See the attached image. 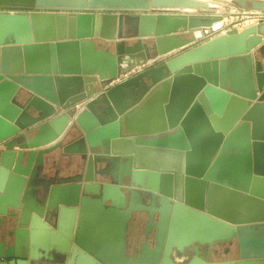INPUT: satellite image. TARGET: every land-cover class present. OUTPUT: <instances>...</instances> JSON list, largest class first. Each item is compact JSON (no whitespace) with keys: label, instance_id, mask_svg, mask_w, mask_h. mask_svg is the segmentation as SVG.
<instances>
[{"label":"water","instance_id":"95a60500","mask_svg":"<svg viewBox=\"0 0 264 264\" xmlns=\"http://www.w3.org/2000/svg\"><path fill=\"white\" fill-rule=\"evenodd\" d=\"M208 8L0 0V264H44L37 242L52 264H178L217 243L239 259L210 264H264V24L189 48L221 18L183 11ZM57 152L79 175L49 179ZM91 211L114 225L105 248Z\"/></svg>","mask_w":264,"mask_h":264},{"label":"crops","instance_id":"0c3cea01","mask_svg":"<svg viewBox=\"0 0 264 264\" xmlns=\"http://www.w3.org/2000/svg\"><path fill=\"white\" fill-rule=\"evenodd\" d=\"M184 38L194 39L195 36L193 32H188L182 35ZM134 42H128L129 45L133 44ZM203 43H196L192 44L189 48H194ZM83 105V104H82ZM82 105L77 106L80 110ZM56 156V165L49 164L46 166V170L44 173L51 178H65L71 176H77L80 173V170L76 166H70L69 164H74L79 162V158L75 155H70L67 157L60 158V154L57 152ZM35 204V203H34ZM114 238V225L111 224L109 221L105 220L101 213L96 211H91L90 217L87 220L86 225V239L87 242L93 243L94 246L97 248H105L108 243L113 242ZM38 252L46 259L44 264H52L49 261L53 260V256L49 254V252H43L44 244L42 242H37ZM9 244L4 243L3 250L6 252L9 249Z\"/></svg>","mask_w":264,"mask_h":264},{"label":"built area","instance_id":"2783aa9c","mask_svg":"<svg viewBox=\"0 0 264 264\" xmlns=\"http://www.w3.org/2000/svg\"><path fill=\"white\" fill-rule=\"evenodd\" d=\"M229 3L226 5L219 6L218 10H216L212 14L202 15L199 13V10H187L184 11L185 14H189L191 16H202V17H213V18H221L220 26L218 29H214V27L202 28L198 31H201V35H197V31H194L193 34L195 36V41L204 40L210 35L217 33H228L232 30H237L239 32L244 31L246 29L259 26L264 24V11L254 10V9H246L240 6L233 4L232 0H228ZM233 2V3H232ZM148 68L147 65H142L136 68L133 72L128 75L121 76L112 85H117L126 81L138 74L142 73L144 70Z\"/></svg>","mask_w":264,"mask_h":264},{"label":"flooded vegetation","instance_id":"af4514ba","mask_svg":"<svg viewBox=\"0 0 264 264\" xmlns=\"http://www.w3.org/2000/svg\"><path fill=\"white\" fill-rule=\"evenodd\" d=\"M230 249L228 243H217L214 246L210 244L195 245L183 250L175 249L171 259L178 264H191L195 259L205 264L224 262L214 260L223 254L227 255Z\"/></svg>","mask_w":264,"mask_h":264},{"label":"rangeland","instance_id":"374dc122","mask_svg":"<svg viewBox=\"0 0 264 264\" xmlns=\"http://www.w3.org/2000/svg\"><path fill=\"white\" fill-rule=\"evenodd\" d=\"M197 1H200V2L207 3V4H210L211 5V8H208V9H191V10H199V13H201L204 16H205V14H212L216 10H218V5L223 7V5H226L227 3H229L228 0H197ZM232 1L234 2V3L232 2L233 4H235L237 6H240L237 3H235V0H232ZM255 1H264V0H255ZM240 7H242V6H240ZM242 8H245V7H242ZM246 9H252V8H251L250 5H248V8H246ZM187 15H189V14H187ZM197 17H202V16H197ZM208 18H213V17H208ZM196 31H198V30H196ZM232 31H229L228 33L232 32ZM192 32H194V31H192ZM228 33H225V34H228ZM220 35H224V34H222V33H217L216 34L215 33L213 35H210V37H208V38H206L204 40H199L197 42L195 41V38H194V44H196V43L197 44L198 43H205V42H207V41H209V40H211V39H213L215 37H218ZM138 67H140V66L134 67L133 69L127 71L122 76L130 74L131 72H133ZM230 248H231L230 249V252L227 255L223 254L220 257H216L214 261H232V260H238L239 259V253H238L236 244L234 243L233 245H230Z\"/></svg>","mask_w":264,"mask_h":264},{"label":"bare ground","instance_id":"6f19581e","mask_svg":"<svg viewBox=\"0 0 264 264\" xmlns=\"http://www.w3.org/2000/svg\"><path fill=\"white\" fill-rule=\"evenodd\" d=\"M220 22H216V23H214L213 24V26L212 27H214V29H218V27L220 26ZM198 36L199 35H201V31H197V33H196ZM123 67L124 68H127V62H125L124 64H123Z\"/></svg>","mask_w":264,"mask_h":264}]
</instances>
